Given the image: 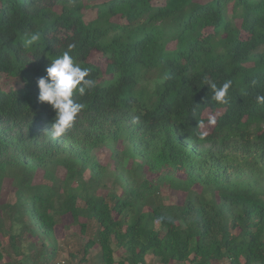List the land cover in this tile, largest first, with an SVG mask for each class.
Wrapping results in <instances>:
<instances>
[{"label":"trees","instance_id":"trees-1","mask_svg":"<svg viewBox=\"0 0 264 264\" xmlns=\"http://www.w3.org/2000/svg\"><path fill=\"white\" fill-rule=\"evenodd\" d=\"M33 32L38 48L24 43ZM69 44L96 86L74 96L85 107L53 139L37 80ZM263 47L264 0H0V77L19 83L0 86V264H55L65 216L81 237L93 228L79 262L97 247V264H264ZM158 65L137 95L139 70ZM205 78L232 80L229 104L211 100ZM164 185L180 204L163 203Z\"/></svg>","mask_w":264,"mask_h":264},{"label":"clouds","instance_id":"clouds-1","mask_svg":"<svg viewBox=\"0 0 264 264\" xmlns=\"http://www.w3.org/2000/svg\"><path fill=\"white\" fill-rule=\"evenodd\" d=\"M40 33L33 32L25 40L26 46L39 47ZM74 44H69L67 50L51 59L50 65L46 68V74L37 80L38 100L47 102L54 110L55 116L51 125V136L53 139L64 135L74 125L76 117L84 109L85 105L74 99L75 95L84 97L90 90L95 88V80L90 77V69L76 63L71 55ZM232 80H225L219 86L216 82L205 78L202 85L211 89V100L220 105H227L230 102L229 89L232 87ZM255 101L258 105L264 106V95L257 94ZM208 123L215 125V116L208 117ZM199 139L203 140L208 136L207 131L198 133Z\"/></svg>","mask_w":264,"mask_h":264},{"label":"rangeland","instance_id":"rangeland-1","mask_svg":"<svg viewBox=\"0 0 264 264\" xmlns=\"http://www.w3.org/2000/svg\"><path fill=\"white\" fill-rule=\"evenodd\" d=\"M100 1H105V0H98ZM198 1H208V0H198ZM163 0H153L154 4H161ZM231 13V12H229ZM84 14V19L85 20H90L95 17V9H87L83 10ZM230 15V14H229ZM118 19V18H117ZM116 19V20H117ZM119 20V19H118ZM240 20L235 19V23L239 24ZM174 46V42L171 41L168 44L169 48H172ZM260 50H264V47L261 48ZM91 59L95 62L102 63V60L98 57V54L93 52L91 55ZM161 65H158L154 68H144L142 67L139 70V74L141 73V78L144 75L145 72L147 73V76L144 77L142 80H140L139 86L136 88L135 92L140 94L141 92L145 91L143 88H150L152 86V81L157 80L158 74L161 72ZM156 76V77H155ZM19 83L17 80L13 78H9L8 76H1L0 77V86L4 89H7L9 87H16L18 86ZM143 99L145 100V95H142ZM205 117H209L210 115L216 116V112H211L209 110H206L204 113ZM121 148V146H119ZM97 156L101 162V164H104L107 166L108 169V176H107V188L110 191L119 193L121 190V187L118 182L114 181L113 176L111 175L112 170L114 168L113 160L111 159L110 153L108 149L102 147L99 150H97ZM128 166H131V162L128 163ZM40 177V176H39ZM37 177L36 181H40V178ZM147 178L152 179L154 178L153 175L147 174ZM13 189L9 187V181L6 179L4 182V198L7 200H12L13 195H12ZM184 193L181 191H176L170 188L168 185L162 186L160 190V197L165 204H180L184 198ZM158 223L156 224V227H158ZM93 228L89 224L88 229L86 231V234L84 237H81L79 234V226L71 223V218L70 216H65L63 218V222L61 224H58L55 229L56 233V238L58 241V253L55 259V264H97V255L99 253V249L97 247H94L90 251L89 259L84 262H79V259L81 258L82 255V244L83 241L89 238L92 235ZM121 250H119L115 254V259H119V254ZM71 254L74 257H71ZM145 260L148 264H160L156 261V259L151 256V255H146ZM171 264H174L173 262ZM222 264H226L223 262Z\"/></svg>","mask_w":264,"mask_h":264}]
</instances>
